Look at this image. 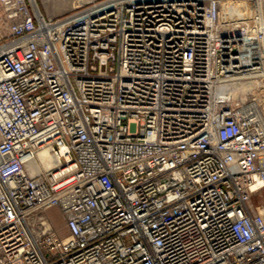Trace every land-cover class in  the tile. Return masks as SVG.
<instances>
[{
    "label": "built area",
    "instance_id": "2783aa9c",
    "mask_svg": "<svg viewBox=\"0 0 264 264\" xmlns=\"http://www.w3.org/2000/svg\"><path fill=\"white\" fill-rule=\"evenodd\" d=\"M0 5V264H264V0Z\"/></svg>",
    "mask_w": 264,
    "mask_h": 264
},
{
    "label": "rangeland",
    "instance_id": "374dc122",
    "mask_svg": "<svg viewBox=\"0 0 264 264\" xmlns=\"http://www.w3.org/2000/svg\"><path fill=\"white\" fill-rule=\"evenodd\" d=\"M37 6L44 14L48 15H62L81 3L89 0H36ZM1 9V5H0ZM1 11V10H0ZM48 216L57 225L60 226L63 223V216L57 207H51L48 210Z\"/></svg>",
    "mask_w": 264,
    "mask_h": 264
},
{
    "label": "bare ground",
    "instance_id": "6f19581e",
    "mask_svg": "<svg viewBox=\"0 0 264 264\" xmlns=\"http://www.w3.org/2000/svg\"><path fill=\"white\" fill-rule=\"evenodd\" d=\"M32 1H33L34 5H35V8L37 9L38 8L37 1L36 0H32ZM1 14H2V12L0 11V33L5 30V25H6V23H5L6 21H5L4 17H3V15H1ZM253 85H255V83L251 82L249 84H244L243 87L246 88V87L253 86ZM42 154L46 155L45 152L42 153Z\"/></svg>",
    "mask_w": 264,
    "mask_h": 264
}]
</instances>
